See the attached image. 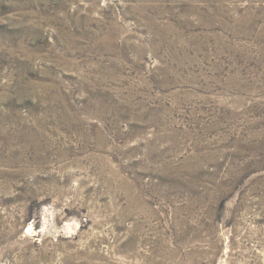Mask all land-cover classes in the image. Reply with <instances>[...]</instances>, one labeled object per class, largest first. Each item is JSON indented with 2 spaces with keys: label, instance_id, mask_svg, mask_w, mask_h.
Segmentation results:
<instances>
[{
  "label": "rangeland",
  "instance_id": "obj_1",
  "mask_svg": "<svg viewBox=\"0 0 264 264\" xmlns=\"http://www.w3.org/2000/svg\"><path fill=\"white\" fill-rule=\"evenodd\" d=\"M0 264H264V0H0Z\"/></svg>",
  "mask_w": 264,
  "mask_h": 264
}]
</instances>
